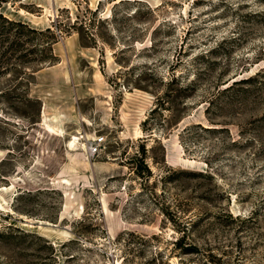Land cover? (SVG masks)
I'll return each instance as SVG.
<instances>
[{
    "label": "rangeland",
    "instance_id": "374dc122",
    "mask_svg": "<svg viewBox=\"0 0 264 264\" xmlns=\"http://www.w3.org/2000/svg\"><path fill=\"white\" fill-rule=\"evenodd\" d=\"M0 3V264H264V0Z\"/></svg>",
    "mask_w": 264,
    "mask_h": 264
},
{
    "label": "trees",
    "instance_id": "16d2710c",
    "mask_svg": "<svg viewBox=\"0 0 264 264\" xmlns=\"http://www.w3.org/2000/svg\"><path fill=\"white\" fill-rule=\"evenodd\" d=\"M1 5V3H0ZM0 18H2V15L0 14ZM8 24L10 25H16V24H19V23H15V22H12V21H7ZM30 31L32 33H35L37 31L35 30H32L30 29ZM46 32L50 33V29H46L45 30ZM42 33V32H41ZM58 42L57 38L56 37H53L52 38V45L53 44H56ZM52 61H54V63H56L58 61V59L53 56L52 57ZM142 149H143V153H144V146H142ZM145 154V153H144ZM145 155L140 157V158H135V159H132L131 160V168L134 169V172L136 173V175L140 176V177H144V178H147L148 176L151 175L150 173V170L146 164V161H145ZM185 175L187 176H194L192 174H188V173H184ZM185 236V235H184ZM184 241H185V237H182L181 239H178L175 243H174V246L175 248L177 249H180L181 250V254L184 255V256H187V255H195L197 252H198V249L196 247H192V246H186L184 245Z\"/></svg>",
    "mask_w": 264,
    "mask_h": 264
},
{
    "label": "bare ground",
    "instance_id": "6f19581e",
    "mask_svg": "<svg viewBox=\"0 0 264 264\" xmlns=\"http://www.w3.org/2000/svg\"><path fill=\"white\" fill-rule=\"evenodd\" d=\"M11 11V10H10ZM26 15V14H25ZM47 17V16H46ZM29 18V17H28ZM37 18V17H36ZM25 21V20H24ZM45 21V20H44ZM32 23V22H31ZM46 26V25H45ZM48 28V27H47ZM54 123H48L46 120H44V124H45V127H46V131L52 133V134H56V135H62L63 134V129L61 128V126L58 124V119L56 118H53ZM50 122V121H49ZM79 139L74 137L72 139V141H70L68 144H67V148L68 150L70 151H77V143H78ZM80 148L82 150H86V145L84 143H81L80 144ZM80 149V151H81ZM87 157V156H86ZM90 164V163H89ZM11 188V187H10ZM10 188H3L4 191H7L8 189ZM63 206V205H62ZM2 207V204L0 202V208ZM67 208V206H66ZM64 209V208H63ZM1 211V210H0ZM51 224V223H50ZM54 225V224H53ZM56 226V225H55ZM27 227V226H26ZM34 227V226H33ZM40 227V226H39ZM54 227V226H53ZM59 228V227H58ZM70 241V240H69ZM62 244V243H61Z\"/></svg>",
    "mask_w": 264,
    "mask_h": 264
},
{
    "label": "built area",
    "instance_id": "2783aa9c",
    "mask_svg": "<svg viewBox=\"0 0 264 264\" xmlns=\"http://www.w3.org/2000/svg\"><path fill=\"white\" fill-rule=\"evenodd\" d=\"M104 144V139L101 138H96L94 141H92L89 145H88V151L87 154L90 157H94L95 155H97L100 151L101 148Z\"/></svg>",
    "mask_w": 264,
    "mask_h": 264
},
{
    "label": "crops",
    "instance_id": "0c3cea01",
    "mask_svg": "<svg viewBox=\"0 0 264 264\" xmlns=\"http://www.w3.org/2000/svg\"><path fill=\"white\" fill-rule=\"evenodd\" d=\"M58 119V118H57Z\"/></svg>",
    "mask_w": 264,
    "mask_h": 264
}]
</instances>
